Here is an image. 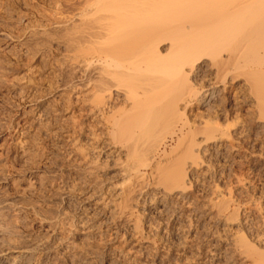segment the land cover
Listing matches in <instances>:
<instances>
[{
  "label": "bare ground",
  "instance_id": "6f19581e",
  "mask_svg": "<svg viewBox=\"0 0 264 264\" xmlns=\"http://www.w3.org/2000/svg\"><path fill=\"white\" fill-rule=\"evenodd\" d=\"M73 3L0 66V264H264V0Z\"/></svg>",
  "mask_w": 264,
  "mask_h": 264
},
{
  "label": "rangeland",
  "instance_id": "374dc122",
  "mask_svg": "<svg viewBox=\"0 0 264 264\" xmlns=\"http://www.w3.org/2000/svg\"><path fill=\"white\" fill-rule=\"evenodd\" d=\"M76 1L78 2L79 0H0V39H1L0 47L2 48V42H3V38L5 34H9V35L12 34L11 36H13V39L15 38L14 41H16L14 42L16 46L14 48L9 47V51L8 49H4L5 50V51L3 50L5 52L4 53L2 49H0V66L3 69H6V68L8 69L11 66L12 68L11 70L13 71L14 69L13 72H19L18 75L19 76L21 75V78L23 80L35 78L34 76L35 72L37 71V69L42 70L43 64L40 61H39L40 63L36 62L34 64L33 63L25 64L24 62L25 60L21 59L22 57H18V56H17L18 57L17 59H19L20 61H23L22 62L23 64H21L19 60H16L19 63L18 62L13 63V61L11 60V57L14 55L12 54H15L16 47L20 48V46L18 45L19 42H20L19 43L20 45L21 44L26 45L27 43L32 41L33 37L36 36V35L33 36L30 33V30L28 29H30L31 26L41 23L40 22L41 20L39 21V18H41L44 15H49L53 17L55 14V10H58L59 8L65 5L66 6L68 5V7L71 8L72 6L71 3L73 2L77 3ZM51 30L52 29L47 31L48 33L51 32L50 35L56 32V31H53L54 32L53 33ZM27 33H28V36H26ZM14 35L16 36L14 37ZM47 46L48 45H46L45 47L47 48ZM6 52H8V54H6ZM15 66L19 67L18 69L19 71L15 70L16 69ZM3 90L4 88L1 85L0 86V135L3 133L10 132L11 134H14L13 137L17 138L20 142L24 143L23 146H26V142L31 141L32 139L24 138L23 136L18 135V133L15 132V128L12 129V127L9 126L8 124V120L10 118V115H9V105H10L9 100L10 99H8L9 97L5 94V91ZM33 139L36 140L37 137ZM0 141L2 140L0 139ZM13 155H14L13 151H10L8 153V156L10 159L13 157ZM13 161H14V158H13ZM18 165L19 167H21L22 164L19 163Z\"/></svg>",
  "mask_w": 264,
  "mask_h": 264
}]
</instances>
